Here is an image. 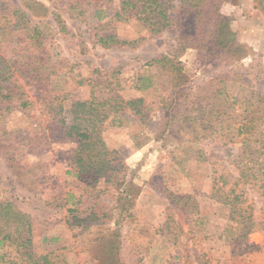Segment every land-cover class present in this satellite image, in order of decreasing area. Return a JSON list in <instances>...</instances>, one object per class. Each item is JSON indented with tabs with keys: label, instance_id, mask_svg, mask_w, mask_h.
<instances>
[{
	"label": "rangeland",
	"instance_id": "rangeland-1",
	"mask_svg": "<svg viewBox=\"0 0 264 264\" xmlns=\"http://www.w3.org/2000/svg\"><path fill=\"white\" fill-rule=\"evenodd\" d=\"M39 1L61 14L68 30L60 33L52 19H33L51 38L58 65L47 93L69 105L90 100L92 82L103 85L109 79L119 84L124 100L144 101L146 117L142 121L127 111L105 126L107 147L119 152L127 166L121 186L68 174L74 141L53 142L37 155L24 146L12 150L24 174L21 182L1 152L0 198L32 217L35 253H54L62 264H264L261 190L246 192L252 211L241 220L222 199L239 177L244 143L237 135L252 110L259 113L257 128L264 136V52L246 39L250 25L236 20L238 0L221 6L232 20L237 47L230 52L189 46L178 58L186 77L178 88L166 81L163 67L150 63L163 55L172 58L182 33L191 45L203 39L202 34L195 37L194 14L179 0L172 2V27L159 36L135 20L113 23L120 40L135 44L110 49L96 43L106 20L99 22L95 12L77 22L69 18L66 0ZM13 84L35 105L30 111L14 109L7 130L41 132L52 118L40 100L45 92L22 78ZM218 92L221 99L215 102ZM245 101L255 104L252 110ZM219 113L230 116L228 126L215 128L216 118L211 122L209 116ZM70 209L91 218L76 225ZM251 214L262 230L238 238L240 221Z\"/></svg>",
	"mask_w": 264,
	"mask_h": 264
},
{
	"label": "trees",
	"instance_id": "trees-1",
	"mask_svg": "<svg viewBox=\"0 0 264 264\" xmlns=\"http://www.w3.org/2000/svg\"><path fill=\"white\" fill-rule=\"evenodd\" d=\"M9 1L17 4L9 5ZM66 1V12L71 20L83 22L90 12H95L99 22L106 20L102 23L100 32L95 35L96 43L105 49L135 44L120 40L111 28L113 23L135 20L154 36L161 35L173 25L171 11L174 0ZM225 1L179 0L180 7L194 14L195 37L202 34L199 38L203 39L200 45H191L187 41L189 37L182 33L172 58L170 55H163L150 63L164 68L168 73L165 75L166 81L172 88H178L185 82L186 77L178 58L189 46L198 49L213 46L230 52L237 47L231 28L232 20L221 13V6ZM33 19H52L60 33H68L61 14L52 11L39 0H0V154L3 152L8 158L9 165L21 182L24 174L18 169L12 150L24 146L37 155L48 149L53 142L74 141L75 148L70 154L68 174L86 179L92 184L104 179L109 184L114 182L116 186H121L125 182L127 166L119 152L107 147L103 137L104 129L112 117L127 111L144 121V101L124 100L119 94V84L109 83V79L103 85L92 82L93 94L90 100L73 101L67 105L61 96H50L47 91L53 78L58 75V65L52 55L51 38L39 25L34 24ZM15 78L25 79L45 92L40 100L44 101L46 111L52 118L41 132L25 134L7 130V119L14 109L30 111L35 105L13 84ZM220 93H217L215 102L221 99ZM245 102L248 110L255 106L254 103ZM257 113L252 110L241 123L240 130L244 132L237 137L243 136L244 144L240 153L242 161L239 177L235 179L227 195L222 197L231 205L234 213L240 214L239 220L242 219V214L247 215L252 211V207L247 205V198L244 199L246 192L259 187L264 196V136L257 128L261 121L256 117ZM225 116L228 118L226 124L223 119ZM209 118L211 122L216 118L215 128L228 126L231 121L230 116L225 113H219L218 117L210 115ZM168 120L170 121L169 118ZM173 120L172 117L171 121ZM241 185L243 188L240 189ZM223 191V188L218 189L219 193ZM68 212L76 225L86 223L91 218H80L75 215L76 210L70 209ZM240 225L242 231L238 238L241 239L262 230L261 224L254 220L252 214L250 217L245 216ZM0 264H62L54 253H35L32 217L5 198H0Z\"/></svg>",
	"mask_w": 264,
	"mask_h": 264
},
{
	"label": "crops",
	"instance_id": "crops-1",
	"mask_svg": "<svg viewBox=\"0 0 264 264\" xmlns=\"http://www.w3.org/2000/svg\"><path fill=\"white\" fill-rule=\"evenodd\" d=\"M258 1L261 3L260 5L263 6L261 9L256 8ZM263 8L264 0H238V5L235 7L234 11L237 22H243L250 25L249 34L246 35V39L261 52H264Z\"/></svg>",
	"mask_w": 264,
	"mask_h": 264
}]
</instances>
